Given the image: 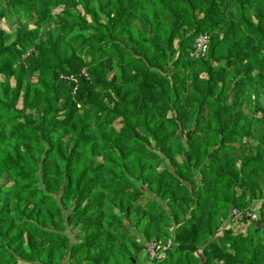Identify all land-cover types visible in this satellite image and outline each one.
Here are the masks:
<instances>
[{"label":"trees","instance_id":"1","mask_svg":"<svg viewBox=\"0 0 264 264\" xmlns=\"http://www.w3.org/2000/svg\"><path fill=\"white\" fill-rule=\"evenodd\" d=\"M0 7V264H264V0Z\"/></svg>","mask_w":264,"mask_h":264},{"label":"rangeland","instance_id":"2","mask_svg":"<svg viewBox=\"0 0 264 264\" xmlns=\"http://www.w3.org/2000/svg\"><path fill=\"white\" fill-rule=\"evenodd\" d=\"M3 7H0V10H2ZM20 20H23L25 23H28L29 26L33 29H38L39 26H36L34 24L33 21H31V19L29 18L28 15H25V14H20L19 16H15L13 18H11L8 22H4L2 24V28L4 30H6L9 34H14L15 31H17L18 29V25H17V22ZM13 24V26H12ZM42 27H45V25H41ZM41 32H43L42 29H40ZM253 101L256 103L255 105H259V106H264V90L263 89H260L258 91V94L256 96H253ZM20 107V105H19ZM190 134H188L187 136L189 137ZM13 177L10 176L9 174H4L2 176V178L0 179V187H2V189H4L5 191H8L9 188L13 187L14 184L13 182ZM11 182V183H9ZM10 195V194H9ZM8 197V194H5V195H2L0 197V207L2 205V199H6ZM261 204H262V201H256L255 204L250 208V211H248L245 216L249 217L250 220L254 221V220H257L258 218V215H257V212L259 211L260 207H261ZM238 214L240 215V217L242 218V220L244 219V212H238ZM241 220V221H242ZM241 221H234L235 223L233 224V227H237L239 230L243 231L244 233H246V227L244 226V224L240 223ZM127 224L129 226H132L133 227V219H129L127 221ZM134 231V233L137 235V236H140L141 237V234L139 231H137L134 227L132 229ZM144 237V235H143ZM161 244V243H160ZM161 245H166V244H161ZM122 248H125L126 246L122 245L120 246ZM149 247H153L152 246V243L149 245ZM149 247L147 248L146 250V253L147 255L150 257V260H153L151 254L149 253ZM164 257V255H160L159 258H162ZM142 264H151V263H148L146 261H143Z\"/></svg>","mask_w":264,"mask_h":264},{"label":"built area","instance_id":"3","mask_svg":"<svg viewBox=\"0 0 264 264\" xmlns=\"http://www.w3.org/2000/svg\"><path fill=\"white\" fill-rule=\"evenodd\" d=\"M209 48V37L207 34L200 35L196 40L193 47V56L200 57L208 51ZM65 80L71 83H75V91L78 89V80L75 76H66ZM233 221H241L242 218L238 213H235ZM153 247H149V253L153 259L159 258L160 255H164L172 246L171 242H168L166 245H161L160 243H153Z\"/></svg>","mask_w":264,"mask_h":264}]
</instances>
